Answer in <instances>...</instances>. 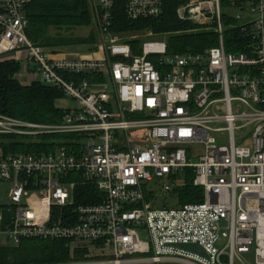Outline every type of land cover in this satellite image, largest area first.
<instances>
[{"label": "built area", "instance_id": "built-area-1", "mask_svg": "<svg viewBox=\"0 0 264 264\" xmlns=\"http://www.w3.org/2000/svg\"><path fill=\"white\" fill-rule=\"evenodd\" d=\"M30 1L0 0V61L12 56L21 85L77 107L57 124L0 114V184L10 185L0 248L61 243L67 259L43 264H264V0H180L178 19L216 37L196 53L160 40L133 53L110 35L115 5L135 21L162 15L166 0H87L103 38L79 56L28 39ZM21 143L53 149L15 151ZM185 173L201 202H146L156 188L175 194ZM36 197L40 206L23 201Z\"/></svg>", "mask_w": 264, "mask_h": 264}, {"label": "trees", "instance_id": "trees-1", "mask_svg": "<svg viewBox=\"0 0 264 264\" xmlns=\"http://www.w3.org/2000/svg\"><path fill=\"white\" fill-rule=\"evenodd\" d=\"M180 0H166L162 15L154 19L129 20L122 5H115L113 11V30L122 37L142 31H152L163 35L169 53L201 52L216 46V37L212 32L197 30L189 22L178 19L176 9ZM29 26L26 31L28 39L34 44L49 50L74 45H91L95 42L92 33L87 38L49 36L53 30L70 31L91 24V14L87 0H31L27 6ZM132 52L137 51V42L125 41ZM227 49L230 48L226 45ZM229 50V49H228ZM231 51V50H230ZM152 60V59H151ZM154 61V60H152ZM19 71V63L12 59L0 61V114L24 121L57 124L61 121L63 109L57 101L64 98L63 94L51 87L39 83L21 85L15 78ZM20 151L48 152L53 146L34 147L19 144ZM187 174V176H186ZM183 185L176 189L175 194L180 205L199 203L203 199V190L193 186L191 173H185ZM77 203L93 196L87 186L75 189ZM67 257L59 242L25 241L17 250L0 248V264H43L64 261Z\"/></svg>", "mask_w": 264, "mask_h": 264}, {"label": "rangeland", "instance_id": "rangeland-1", "mask_svg": "<svg viewBox=\"0 0 264 264\" xmlns=\"http://www.w3.org/2000/svg\"><path fill=\"white\" fill-rule=\"evenodd\" d=\"M222 1H223V5H225L228 0H222ZM227 11L229 14H232L235 12L233 10L231 11V9H229ZM90 33H92L95 37L94 44L65 46L62 48H54V49H49V50L56 51V52L60 51L63 53V55H67V56H74V55L79 56V55H83V54L92 53L95 50L94 45L99 40H101L103 38V36H101V34L98 33L97 28H95L93 26L92 21H91L90 26H88L86 28L80 27V28H76V29L70 30V31H65V30L57 31V30L52 29L48 35L51 37H56V35L59 34L61 37L87 38L90 35ZM110 35L111 36L117 35L119 37V40L121 42H124V43H125V41H135V42H137V45L135 44V46H138L139 44H141L142 42L147 41V40L165 41V39L163 38V35L155 34L152 31H142V32H139V33L134 34V35L122 37L120 35V33L116 32L112 29ZM19 56L23 57L21 54H19ZM5 59L6 58L4 57L3 60H5ZM57 106L60 108L74 109L77 107V103L71 99L62 98V99L57 101ZM60 143H62V142L60 141ZM195 149H196L195 153L199 152V150H200L199 147H195ZM14 150L20 151V149H16V148H14ZM198 157H199V155L193 156L191 159L192 162H197ZM9 187H10L9 184H0V206L10 205V201H9L8 196H7V192L9 190ZM23 201L27 205H32V203L37 204V206L41 205L39 197L34 198L32 200V202H28L26 200H23ZM146 202L149 203L151 205V207H176V206L180 205L179 201L176 200L175 194H172L171 192L164 193L159 188L154 189L153 193L151 195L147 196ZM18 248H20V246ZM18 248H15V250H17ZM8 250H14V248L12 246H10Z\"/></svg>", "mask_w": 264, "mask_h": 264}, {"label": "water", "instance_id": "water-1", "mask_svg": "<svg viewBox=\"0 0 264 264\" xmlns=\"http://www.w3.org/2000/svg\"><path fill=\"white\" fill-rule=\"evenodd\" d=\"M178 248L183 249L185 251H189L192 253H197L199 255L205 256L204 251L196 244H178Z\"/></svg>", "mask_w": 264, "mask_h": 264}, {"label": "crops", "instance_id": "crops-1", "mask_svg": "<svg viewBox=\"0 0 264 264\" xmlns=\"http://www.w3.org/2000/svg\"><path fill=\"white\" fill-rule=\"evenodd\" d=\"M62 55H63V53H62ZM75 56V55H74ZM6 58V60L7 59H12V56H7V57H5Z\"/></svg>", "mask_w": 264, "mask_h": 264}]
</instances>
